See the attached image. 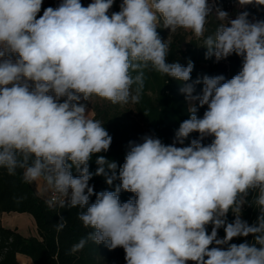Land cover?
<instances>
[{"label": "clouds", "instance_id": "9594fccd", "mask_svg": "<svg viewBox=\"0 0 264 264\" xmlns=\"http://www.w3.org/2000/svg\"><path fill=\"white\" fill-rule=\"evenodd\" d=\"M114 3L61 0L38 15L43 0H0V168L42 185L50 210H82L77 219L89 231L69 255L93 243L123 248L126 264H264V20L246 10L230 18L218 0H121L110 13ZM158 28L190 32L206 59L242 57V69L228 80H192L191 60L167 62ZM149 69L181 82L189 118L172 144L145 135L129 142L122 166L98 156L92 173L89 161L112 137L81 101L137 104ZM93 175L120 183L97 193ZM121 191L135 198L121 202ZM245 205L258 209L255 223L242 219ZM66 223L61 216L55 231Z\"/></svg>", "mask_w": 264, "mask_h": 264}, {"label": "trees", "instance_id": "16d2710c", "mask_svg": "<svg viewBox=\"0 0 264 264\" xmlns=\"http://www.w3.org/2000/svg\"><path fill=\"white\" fill-rule=\"evenodd\" d=\"M45 1L43 0L41 12L38 15H42L45 8H55L61 2V0H51L48 3ZM91 2L92 0H81L83 6ZM120 2L121 0H115L110 13L120 10ZM218 5L229 12V7L236 5V0H218ZM245 10L249 12L250 20H264V6L250 4L243 11ZM215 27L216 22L213 20L207 25L208 33L213 32ZM157 31L161 39L167 40L170 44L168 63L179 62L185 66L189 60L194 63L192 80L204 75H223L225 80H228L242 69L243 59L235 54L219 62L214 57L206 59L207 49L200 46L202 41L197 40L190 32L177 30L171 33L169 29L164 28H158ZM181 87V82L173 78L161 76L151 69L145 71V85L140 102L136 104V111L149 133L159 138L165 145L174 142L175 131L181 122L189 118L187 102L179 91ZM201 88L202 85L197 86V91ZM147 93L152 95L149 96ZM81 103L89 107L86 101L82 100ZM93 110L94 118L102 121L112 137V143L107 152L92 156L89 161V170L95 173L97 168L95 161L98 156H104L116 162L119 168L125 161L129 142L133 141L131 135L123 123L121 114L111 106L96 104ZM206 110V105L199 108L197 116L202 118ZM198 135V133H192L185 140L184 145L176 146H187ZM212 139L213 137H207L203 143L210 144ZM73 174L77 175L75 170ZM119 183L117 180L109 186L104 176L96 175H93L89 181L90 186H94L97 193L105 190L113 191ZM35 185V183L23 182L22 170L18 169L15 175H9L6 169L0 168V213L28 214L33 217L38 231L37 236H24L17 229L0 225V264H18V255L27 256L33 264H126L123 248L109 250L105 244L89 243L82 251L69 255L68 250L71 245L78 242L89 231L77 219V213L82 210L68 207L56 211L50 210L45 204L46 197L40 195ZM119 195L121 202L135 198L130 192L121 191ZM92 202H95V195L90 198V203ZM258 215V209L253 206L245 205L242 208V219L249 224L255 223ZM61 216L67 221L66 227L61 232H56L54 226ZM227 219L229 222L234 220L232 212L228 213ZM208 231L211 232V225L208 226ZM218 234L220 238H223L224 230L221 228ZM245 240L251 241L252 237L234 238L231 243L239 244Z\"/></svg>", "mask_w": 264, "mask_h": 264}, {"label": "rangeland", "instance_id": "374dc122", "mask_svg": "<svg viewBox=\"0 0 264 264\" xmlns=\"http://www.w3.org/2000/svg\"><path fill=\"white\" fill-rule=\"evenodd\" d=\"M51 0H46L45 3L50 2ZM44 3V4H45ZM244 7H240L237 5L231 6L229 7V14H230V18H235L236 15L243 11ZM149 96H151L152 94L147 93ZM91 109V111L94 112L93 110V106L96 104H100V105H105V106H111L113 109H115L116 111H118L121 114L123 123L125 124V126L127 127L129 134L131 135V138L134 142L140 143L141 138L145 135H151L149 133V131L146 128V125H144V123L141 121V118L138 116L137 114V109H136V104H132V103H128V104H112L110 101L105 100V99H101L99 97H95L93 96L90 101H86ZM95 115V113H94ZM24 215H18L16 213H11L10 214H0V224L8 227V226H15L14 227H9L12 229H17L20 233H25L27 235L30 234L34 236H37V229H35V225L32 223V218L30 215L27 214V216H29V218L26 220L24 217H22ZM21 233V234H22ZM23 235V234H22ZM190 264V262H189Z\"/></svg>", "mask_w": 264, "mask_h": 264}, {"label": "crops", "instance_id": "0c3cea01", "mask_svg": "<svg viewBox=\"0 0 264 264\" xmlns=\"http://www.w3.org/2000/svg\"><path fill=\"white\" fill-rule=\"evenodd\" d=\"M87 110L88 111H90L89 112V115L91 116V117H93L94 118V112L93 111H91V109H90V107H87ZM36 185V188H37V190L39 191V193H41V190H42V185H40V184H38V183H35ZM0 214H7V213H0ZM16 214H18V213H16ZM11 215V214H10ZM18 215H24V216H22V217H26L25 219L27 220L28 218H29V216H27V214H18ZM32 217V216H31ZM30 219H32V223L35 225V229H36V224H35V221H34V219H33V217L32 218H30ZM1 225V224H0ZM8 227H14V228H16L15 226H8ZM22 233V232H21ZM24 236H30V234L29 235H27V234H25V233H22ZM34 236H35V234H34ZM18 264H33L32 263V261H31V259L30 258H28L27 256H25V255H18Z\"/></svg>", "mask_w": 264, "mask_h": 264}]
</instances>
